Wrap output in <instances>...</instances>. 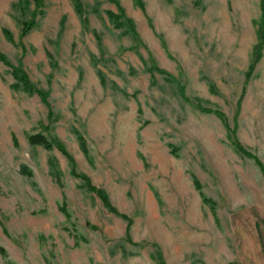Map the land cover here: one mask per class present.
<instances>
[{"label": "rangeland", "instance_id": "obj_1", "mask_svg": "<svg viewBox=\"0 0 264 264\" xmlns=\"http://www.w3.org/2000/svg\"><path fill=\"white\" fill-rule=\"evenodd\" d=\"M81 2L0 0V264H264L261 0Z\"/></svg>", "mask_w": 264, "mask_h": 264}, {"label": "trees", "instance_id": "obj_2", "mask_svg": "<svg viewBox=\"0 0 264 264\" xmlns=\"http://www.w3.org/2000/svg\"><path fill=\"white\" fill-rule=\"evenodd\" d=\"M75 3H76V6L77 8L81 11L82 10V2L81 0H74ZM262 2V7L264 8V0H261ZM109 14L111 17H114L113 19H115V16L116 15L115 13H113L112 11H109ZM131 23V22H130ZM130 26L132 27V25L130 24ZM31 27V25L27 24L23 29L25 31H27L29 28ZM259 36H260V39H262V37L264 36V14L262 16V23H261V26H260V30H259ZM1 56V54H0ZM258 57V56H257ZM254 66V61H253V64L251 63L250 65V69L252 70ZM207 110H213L212 108H206ZM215 112L217 113H221L220 111L218 110H214ZM29 141L33 144H41L47 148H51L53 146V141H51L45 134L43 133H35V134H31L29 135ZM236 145L237 147L240 148V150H242L244 153H250L249 151H247L239 142L236 141ZM262 167V170L264 172V165L261 166ZM91 188H94L93 186H90ZM98 193L101 195V197L103 199H107V196L106 194L102 191V190H99L97 189Z\"/></svg>", "mask_w": 264, "mask_h": 264}]
</instances>
